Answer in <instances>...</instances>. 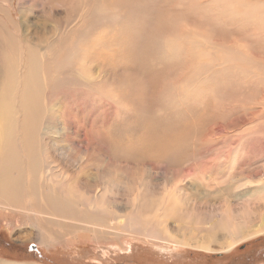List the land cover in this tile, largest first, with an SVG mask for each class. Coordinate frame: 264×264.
<instances>
[{"label":"rangeland","instance_id":"374dc122","mask_svg":"<svg viewBox=\"0 0 264 264\" xmlns=\"http://www.w3.org/2000/svg\"><path fill=\"white\" fill-rule=\"evenodd\" d=\"M211 3L0 0L19 161L0 189V264H264V233L222 251L167 234L264 219V64L240 57L263 34L219 29Z\"/></svg>","mask_w":264,"mask_h":264},{"label":"bare ground","instance_id":"6f19581e","mask_svg":"<svg viewBox=\"0 0 264 264\" xmlns=\"http://www.w3.org/2000/svg\"><path fill=\"white\" fill-rule=\"evenodd\" d=\"M248 2L246 0L245 1L244 0H212V3H211L212 7L210 9H208L207 11L205 10L204 14L206 13V15H208L210 19H212L214 22H216L217 23L216 26L219 29L223 28L225 23H230V24H235V26H233V27H236L238 29L249 30V34H253L255 38H257V36L259 34H263L262 38L259 41L260 45L262 46V47L259 46L261 49V50H259V53H254V52L249 50V51H246L247 54L241 53L240 57L242 59L244 58V59H247V60L253 61V62H255V61L256 62H262V64H264V11L258 10V5L255 4L256 5L255 6L253 3L250 4V2L249 3ZM100 7H99V9H100ZM235 7H237L239 10H235ZM100 13H102V12H100ZM173 22H174V20H173ZM164 24L166 25L165 22H164ZM219 29H217V31H219ZM210 31H208V32H210ZM209 34H212V33H208V34L206 33V35H208V37H209ZM184 35H185V33H184ZM203 35H205V34L203 33L202 36ZM240 36H242L244 39H248L245 35H240ZM216 37H218V36L216 35ZM223 38H224V36H223ZM154 39H156V38H154ZM12 40L13 39L10 36H8V35L5 36L3 33L0 34V49H1V52H3L2 54H4L5 52L8 51V50H5L6 45H11V43H14V42H12ZM151 41H153L152 46L154 47V49H156V51H154V52H156L155 54L161 55L158 42L156 40L154 41L152 39H151ZM171 47L173 49L174 46H171ZM256 49H258V48H256ZM202 57L203 56H201L200 54L194 53L190 56V58L188 60L191 59V61L194 64L196 62L198 64V61H200V59ZM200 62H202V61H200ZM242 64H244V63L242 62ZM32 66H35V65H32ZM35 67H37V66H35ZM4 71L7 72L8 70L5 69ZM4 71H3V76L6 74V73L4 74ZM31 100H32V102H31V105L29 106L28 113H27V115L29 117L28 119H30L31 115H33L37 110V108L35 107L36 106L35 97L32 96ZM7 116H8V111L6 110L5 107L3 108L0 105V189L1 190H3L2 184L4 182V179L6 177H8L9 175L15 176L18 173L17 170H18V166H19L18 157L16 156V151H15V148L13 147L15 144L11 145L9 143L11 137H8L9 130H8V126L6 125V123H7L6 117ZM27 127H28V125L25 126V128H27ZM26 131H27V129H26ZM47 194L49 195V193H47ZM52 196H54V194ZM48 199H50V197ZM53 199H54V197H53ZM48 201H50V200H48ZM54 203H55L54 205H56V202H54ZM60 206H61V208L64 207V206L62 207V205H60ZM67 206H66V208H68ZM56 208H58V207L56 206ZM70 209H72V208H70ZM249 213H250V211H249ZM246 216L248 217V216H250V214H248ZM245 217L242 218L241 221L237 222V220L235 221L231 217H228L227 215L224 214L223 216L221 215V218L213 219L212 221L209 220V222H207V224H205L206 221L205 222L201 221L202 222L201 224L196 222L199 226L201 225L204 228L211 229L209 231V233H207L205 235H200V237L197 236L192 231L189 233L188 236H186V235L175 236V234H173V233H167L166 229H163V232H166L169 235V238L172 239L174 241V243L178 244V245H186V246H198L199 245L198 247H200L201 249H204L206 251H214L211 247V244H218V246H220V249L222 251L225 249H230V245H234L238 241L241 242V241L246 240L248 238H252L256 235H259L260 233H264L263 215H261L260 216L261 219H259V221L255 222V223H253V221L256 219L255 217H252L251 219H246L247 217L246 218ZM189 223H191V222H189ZM156 234H158V232H156ZM162 243L169 244L167 242H162ZM177 247H179V246H177ZM1 264H9V263H1Z\"/></svg>","mask_w":264,"mask_h":264}]
</instances>
